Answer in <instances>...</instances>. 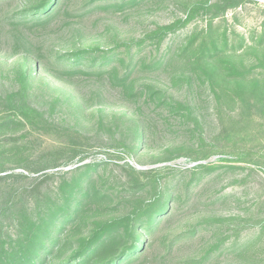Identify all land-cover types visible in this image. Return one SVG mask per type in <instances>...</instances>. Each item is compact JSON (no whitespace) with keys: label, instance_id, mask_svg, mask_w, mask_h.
<instances>
[{"label":"rangeland","instance_id":"rangeland-1","mask_svg":"<svg viewBox=\"0 0 264 264\" xmlns=\"http://www.w3.org/2000/svg\"><path fill=\"white\" fill-rule=\"evenodd\" d=\"M202 1L62 0L57 14L41 25L18 16L30 0L1 3L0 122L13 116L5 111V100L23 91L19 76L26 53H32L40 67L59 74L62 65L57 61L66 53L140 40L185 19ZM209 22L210 16L200 13L170 35L160 51L148 44L135 59L147 57L150 63L168 48L181 46L191 33L201 34ZM212 23L227 32L229 48L237 47L234 54L227 50L221 57L227 70L217 72L215 80L204 79L198 88V78L204 75L191 57L163 69L139 68L130 78L133 91L153 85L169 98L193 104L194 118L170 114L144 98L136 102L107 77L83 74L57 81L43 76L42 68L33 73L26 104L50 125L79 136L72 141L60 131L42 125L33 129L27 122L0 128V242L14 238L19 220L34 210V200L24 190L30 192L43 173L23 167L35 170L61 157L49 155L55 149L74 146L81 151L75 162L83 158L81 164L99 165L93 177L117 180L119 189L120 180L154 181L149 194L136 197H120L114 190V202L102 205L104 219L130 213L140 196L150 201L163 187L175 188L168 215L133 264H264V0H245ZM118 52L111 64L120 67L123 76L119 58L127 55L123 48ZM211 65L214 70L216 64ZM232 67L253 76L235 83L228 74ZM74 88L80 99L67 97ZM140 127L145 132L142 144ZM12 146L16 148L11 152ZM200 165L215 171L194 180ZM73 166L48 172L60 174ZM218 242L222 247L215 249Z\"/></svg>","mask_w":264,"mask_h":264},{"label":"trees","instance_id":"trees-1","mask_svg":"<svg viewBox=\"0 0 264 264\" xmlns=\"http://www.w3.org/2000/svg\"><path fill=\"white\" fill-rule=\"evenodd\" d=\"M6 1L10 0H0V4ZM61 1L30 0L29 5L24 7L18 16H21L22 20H30L41 25L57 14ZM67 1L64 0L63 3ZM134 1L131 0V3ZM243 1L245 0L215 2L203 0L190 8L185 19L158 27L156 31L140 40H132L111 49H81L66 53L57 61L58 66L62 65L59 74L52 67H40L38 59H32V53H26L19 76L23 91L21 94L9 96L3 103L5 111H11L13 116L1 121L0 128H19L23 122H27L33 129L42 125L46 129L60 131L72 141L79 136V133L73 132L72 129L50 125L37 110L26 104L25 97L30 79L40 68L43 70V76L57 81H66L65 76L83 74L107 77L120 88L121 94L129 96L136 102L144 98L145 103L154 105L156 108H165L170 114L194 118L196 107L193 104L169 98L164 91L153 85H145L133 91L130 78L139 68L163 69L177 60L185 61L191 57L204 75L198 78L201 82L198 88L204 86L206 82L204 79L215 80L217 72L221 74L227 70L225 67L227 61L221 57L227 53V50L231 51L230 54H234L237 47L234 45L231 48L228 47L227 32L214 27L212 20L223 16ZM200 13L209 15L211 19L206 30L201 34L191 33L181 46L176 49L168 48L166 55L152 58L150 63L146 62L147 57L135 59L148 44L160 51L164 41L170 35L186 27L190 20ZM122 48L127 58H119V62L125 69L123 76H120V67L112 66L111 63ZM86 60H90L88 65L84 63ZM211 64H216L214 70L210 68ZM228 74L235 83L239 84L247 82L248 77L253 76V72L238 73L234 67L230 68ZM193 81L196 83V80ZM75 90L76 88L67 97L73 100L80 99ZM77 106L80 109L83 108L82 103H78ZM39 117L41 119H38ZM138 138L140 144L145 141V132L142 127L138 129ZM15 148L12 146L10 151L12 152ZM17 152L19 154L21 151L17 150ZM80 152L78 147H60L49 155L60 154L61 157L38 166L35 170L23 167L33 173L43 174L34 180L35 183L30 188V192L24 190L25 194H29L34 200V210L29 216L24 215L19 220L14 238L0 242V264H133L143 254L147 248L145 240L168 215L175 188L163 187L161 193L150 201H143L140 196L130 213L104 219L102 215L105 209L102 205L114 202V190L118 191L120 197L123 193L126 194L124 196L136 197L144 192L149 194L154 181L134 178L124 182L120 180L121 188L119 189L117 180L110 182L102 177H93L95 172L93 170H96L99 165L81 164L83 158L75 162ZM71 165L74 166L68 172L60 174L48 172ZM128 167L134 170L129 165ZM197 170L200 171L195 172L194 180H199L205 174L215 171L202 165L198 166ZM1 179L2 176H0ZM92 211L93 213L90 214ZM221 247V242H218L215 249Z\"/></svg>","mask_w":264,"mask_h":264}]
</instances>
